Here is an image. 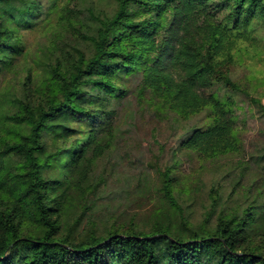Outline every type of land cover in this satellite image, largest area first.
<instances>
[{
    "label": "trees",
    "instance_id": "1",
    "mask_svg": "<svg viewBox=\"0 0 264 264\" xmlns=\"http://www.w3.org/2000/svg\"><path fill=\"white\" fill-rule=\"evenodd\" d=\"M86 1L0 0V84L27 62L28 34L54 30L35 60L42 86L24 98L0 94V264H264L256 242H264V167L250 174L247 197L216 191L196 222L176 193L189 178L174 173L183 162L177 147L173 164L158 170L157 202L142 226L114 225L101 236L91 223L77 233L112 114L89 104L95 89L115 92L121 74L142 73L175 120L204 114L181 141L186 158L240 152L229 66L262 42L264 0H114L113 9ZM75 133L81 145L61 150V138Z\"/></svg>",
    "mask_w": 264,
    "mask_h": 264
},
{
    "label": "rangeland",
    "instance_id": "2",
    "mask_svg": "<svg viewBox=\"0 0 264 264\" xmlns=\"http://www.w3.org/2000/svg\"><path fill=\"white\" fill-rule=\"evenodd\" d=\"M71 1V6L80 2ZM97 1L102 8L115 7L114 0ZM88 2L90 0L86 1V5ZM260 32L263 37H259L262 42H258V48L251 50L249 46L247 59L244 60L240 55L229 66L233 82L236 83L232 98L239 106L236 112L241 148L236 154L215 160L199 153L193 154L190 159L186 158L181 152V141L189 128L198 121H204V114L191 119L178 116L175 120L164 106L162 97L156 96L146 86L140 72L119 75L115 79V92L105 93L95 89L93 103L89 106L112 114L104 125L106 131L102 133L105 149L96 160L92 172L97 191L88 202L89 207H86L77 228L78 234L86 232L91 223L101 236L114 225L142 226L157 202L158 170L173 164L175 147L183 162H180L174 173L178 177L189 175L188 179L176 185V193L186 212L193 215L194 221H201L210 210L216 191L224 199L231 194L234 197H247L251 185L250 174H262L264 167V160H260L264 157V54L262 58L255 56L258 50L264 51V28ZM28 35L31 54L26 63L5 74L0 84L3 101L14 95L24 98L27 91L34 92L35 88L42 86L44 77L36 68L35 60L44 45L53 44L54 30L43 24ZM29 68L35 77L32 87L27 80ZM58 98L61 99V95ZM74 126L78 127L76 123ZM86 130H89L88 127L82 126L79 132L84 134ZM80 135L75 133L69 138H61L58 142L60 149L65 150L71 144L75 147L81 145L82 141L78 139ZM68 158L69 153L64 152V161ZM245 167L247 174L242 178ZM44 173L48 174L47 167ZM256 193L251 190V198ZM223 206L222 203L218 205L217 213ZM256 242L264 249V242L260 238Z\"/></svg>",
    "mask_w": 264,
    "mask_h": 264
}]
</instances>
